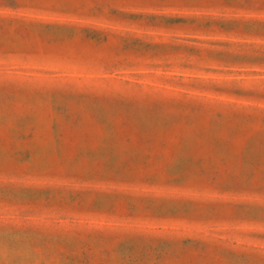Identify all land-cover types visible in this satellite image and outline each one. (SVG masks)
<instances>
[{"label":"rangeland","instance_id":"obj_1","mask_svg":"<svg viewBox=\"0 0 264 264\" xmlns=\"http://www.w3.org/2000/svg\"><path fill=\"white\" fill-rule=\"evenodd\" d=\"M0 264H264V0H0Z\"/></svg>","mask_w":264,"mask_h":264}]
</instances>
